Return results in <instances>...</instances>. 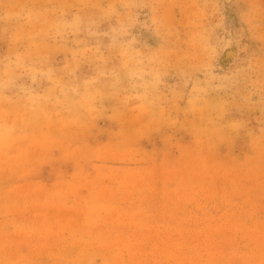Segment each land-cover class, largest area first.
<instances>
[{
    "label": "rangeland",
    "instance_id": "obj_1",
    "mask_svg": "<svg viewBox=\"0 0 264 264\" xmlns=\"http://www.w3.org/2000/svg\"><path fill=\"white\" fill-rule=\"evenodd\" d=\"M0 264H264V0H0Z\"/></svg>",
    "mask_w": 264,
    "mask_h": 264
}]
</instances>
